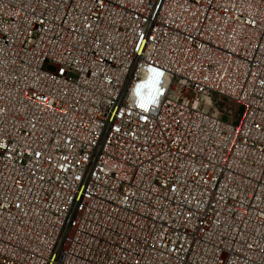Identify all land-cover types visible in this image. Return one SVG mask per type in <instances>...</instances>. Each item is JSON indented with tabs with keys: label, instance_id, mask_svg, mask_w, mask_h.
I'll return each mask as SVG.
<instances>
[{
	"label": "built area",
	"instance_id": "built-area-1",
	"mask_svg": "<svg viewBox=\"0 0 264 264\" xmlns=\"http://www.w3.org/2000/svg\"><path fill=\"white\" fill-rule=\"evenodd\" d=\"M0 264H264V0H0Z\"/></svg>",
	"mask_w": 264,
	"mask_h": 264
},
{
	"label": "bare ground",
	"instance_id": "bare-ground-1",
	"mask_svg": "<svg viewBox=\"0 0 264 264\" xmlns=\"http://www.w3.org/2000/svg\"><path fill=\"white\" fill-rule=\"evenodd\" d=\"M235 108H236V107H235V106H232V105H231V107H230V109L233 110V111H235Z\"/></svg>",
	"mask_w": 264,
	"mask_h": 264
},
{
	"label": "rangeland",
	"instance_id": "rangeland-1",
	"mask_svg": "<svg viewBox=\"0 0 264 264\" xmlns=\"http://www.w3.org/2000/svg\"><path fill=\"white\" fill-rule=\"evenodd\" d=\"M238 116H239V113H238Z\"/></svg>",
	"mask_w": 264,
	"mask_h": 264
},
{
	"label": "snow or ice",
	"instance_id": "snow-or-ice-1",
	"mask_svg": "<svg viewBox=\"0 0 264 264\" xmlns=\"http://www.w3.org/2000/svg\"><path fill=\"white\" fill-rule=\"evenodd\" d=\"M143 106V105H142Z\"/></svg>",
	"mask_w": 264,
	"mask_h": 264
}]
</instances>
